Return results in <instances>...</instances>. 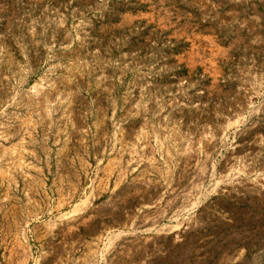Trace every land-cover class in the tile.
Listing matches in <instances>:
<instances>
[{
	"label": "rangeland",
	"instance_id": "1",
	"mask_svg": "<svg viewBox=\"0 0 264 264\" xmlns=\"http://www.w3.org/2000/svg\"><path fill=\"white\" fill-rule=\"evenodd\" d=\"M0 264H264V0H0Z\"/></svg>",
	"mask_w": 264,
	"mask_h": 264
}]
</instances>
